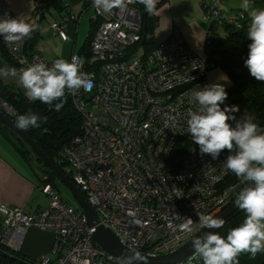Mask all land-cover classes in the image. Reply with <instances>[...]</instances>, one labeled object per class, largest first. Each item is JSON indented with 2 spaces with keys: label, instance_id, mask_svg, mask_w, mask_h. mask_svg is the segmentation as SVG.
<instances>
[{
  "label": "built area",
  "instance_id": "2783aa9c",
  "mask_svg": "<svg viewBox=\"0 0 264 264\" xmlns=\"http://www.w3.org/2000/svg\"><path fill=\"white\" fill-rule=\"evenodd\" d=\"M40 1L34 0L31 12L37 11ZM221 2L201 1L205 36L220 26L247 29V13L241 16L242 10L222 7ZM92 9L97 28L89 55L80 64L92 84L87 91L66 90L81 125L60 155L101 223L124 247L150 256L171 253L201 229L197 213L215 218L243 186L238 178L222 185L230 173L223 167L222 154L216 160L201 155L187 133L188 113L197 107L190 93L213 84L209 71L213 63L205 60L206 51L200 57L187 48L178 30L148 53L129 52L140 41L141 17L135 0H128L123 10L106 13L93 4ZM4 16L14 18L0 0V18ZM77 19L68 12L62 22L51 24L53 34L69 40L67 23ZM1 44L17 72L38 62L51 67L60 59H46L28 48L25 40L10 47L1 37ZM0 109L8 118L17 114L1 99ZM179 140L187 147L179 167L169 171L171 152ZM41 190L49 202L35 213L0 204L5 231L22 233L35 227L52 233L50 254L41 255L37 264H128L95 243L78 204L65 201L50 184ZM177 214L193 220L191 232L181 229L183 221L174 217Z\"/></svg>",
  "mask_w": 264,
  "mask_h": 264
},
{
  "label": "clouds",
  "instance_id": "9594fccd",
  "mask_svg": "<svg viewBox=\"0 0 264 264\" xmlns=\"http://www.w3.org/2000/svg\"><path fill=\"white\" fill-rule=\"evenodd\" d=\"M137 2L144 5L149 15L155 13L157 0ZM127 3L128 0H93V6L106 13L113 8L123 10ZM253 3L254 0H242L240 4L241 16L247 13L249 18L246 37L250 43L244 65L256 81L264 83V9L252 7ZM37 28L38 25L21 18H0V37L10 47L30 39ZM80 67L78 62L56 59L51 67L38 62L19 72L5 65L0 68V76H18V83L30 101L38 100L58 112L63 107L66 90L70 93L80 89L87 91L92 84ZM227 95L221 83L205 85L190 93V99L197 105L187 119V133L192 142L199 147L201 155H210L213 160L223 151L230 153L223 167L246 185L235 199L236 207L245 213L243 222L229 229L226 238L208 231L192 239L191 246L203 264H239L240 254L248 253L254 258L264 251V128L252 116L242 114L237 118L233 115L239 111V106L226 105ZM40 120L37 114L28 112L17 116L16 127L27 131L39 127ZM174 217L183 221L180 225L183 231L193 230L191 218L178 214ZM197 217L201 229H220L225 223L224 219L208 214L197 213Z\"/></svg>",
  "mask_w": 264,
  "mask_h": 264
},
{
  "label": "trees",
  "instance_id": "16d2710c",
  "mask_svg": "<svg viewBox=\"0 0 264 264\" xmlns=\"http://www.w3.org/2000/svg\"><path fill=\"white\" fill-rule=\"evenodd\" d=\"M63 4L64 0H41L37 9L39 19L36 22V25H38L39 21L43 19L45 14L51 9L59 10L63 8ZM135 6L141 17L139 31L140 41L135 45H141L145 50L144 53H148L156 45L154 30L158 23L157 4L155 13L151 15L145 11L144 5L138 3L137 0H135ZM96 28L97 22L92 21L88 35L80 49L81 54H83L84 57H88L89 55L90 43ZM224 29H226L227 32L223 35L213 36L210 34L209 36H205L203 45L204 51L207 52L205 60L207 62L212 61L213 65L210 69L219 67L229 78L230 84L225 88L228 94L226 101L229 106H239V111L233 115L237 118L242 114L252 116L255 118V122L258 123L261 128H264V83L256 81L255 78L249 74L247 67L244 65V60L247 58L248 53V44L250 43V40L246 37V29L237 30L230 26H225ZM38 38L39 32L37 28V30L32 33L30 39H25L26 46L28 48H34ZM143 39L144 41L142 42ZM0 57L10 60V57L1 44V37ZM0 99L12 106L17 112L15 116L9 117L15 124L18 115L26 114L28 112L35 113L41 118L39 127L29 128L27 131L23 130L24 133L52 162L57 165V167L86 199L85 194L73 182L71 178V169L70 167L68 168V164L60 155V152L68 142L80 132L81 116L74 108L69 93L65 91L63 107L58 112L52 110L48 105L43 104L38 100L30 101L28 97L15 89L12 85L1 81ZM55 103H59V101H56ZM0 134L10 145H12L16 152L20 154L25 161L30 163L29 161L32 158V151L28 145L26 148L21 144L26 143L16 133H13L7 126L0 125ZM11 135H14L15 137ZM16 140L21 143L18 144ZM186 147L187 143L183 140H179L176 143V146L171 152L169 164L167 165L169 171L175 170L179 167L181 157L183 156ZM221 154L225 159L230 153L223 151ZM33 157H35L40 163L42 162V160L36 155ZM48 172L55 177L51 170H48ZM236 179L237 177L235 174L230 172L222 185L231 183ZM43 180L44 185L50 184L58 189L55 185L51 184L54 180H51V177L48 175H45ZM244 186L245 184H243L242 188ZM244 218L245 213L242 210L239 212L235 211L224 220V226L216 232L226 238L229 229L239 226ZM238 260L239 264H264V252L257 253L254 258L248 253H242L238 256ZM37 261L38 258H30L0 241V264H37ZM179 264H203V260L198 254H195Z\"/></svg>",
  "mask_w": 264,
  "mask_h": 264
},
{
  "label": "crops",
  "instance_id": "0c3cea01",
  "mask_svg": "<svg viewBox=\"0 0 264 264\" xmlns=\"http://www.w3.org/2000/svg\"><path fill=\"white\" fill-rule=\"evenodd\" d=\"M2 1L10 8L14 18H21L34 24L38 21V10L35 13L31 12L34 0ZM201 1L157 0L158 23L154 30L155 42L164 41L174 30H178L187 48L199 55L206 33V24L201 18ZM241 2L242 0H222L221 6L241 10ZM92 4L93 0H64L63 8L51 9L38 23L39 38L34 48L48 60L60 58L76 61L79 58V64H82L84 55L81 54L80 49L88 35L90 24L94 21ZM252 7L264 9V0H254ZM68 12L76 14L78 19L67 23L66 31L69 40L61 41L53 34L51 24L62 22ZM218 28L214 31L216 32ZM199 56L204 57V53ZM5 65L14 68L11 60L0 57V68ZM224 76L221 71L214 70L210 78L212 83H221L224 86L225 79L229 80ZM0 81L12 85L25 95V90L18 83V76L9 75L7 78L0 76ZM0 140V204L6 203L12 207H21L27 213H35L45 208L49 197L42 192L41 187L44 185L43 178L46 174L37 172L34 159L31 158L30 163L25 161L1 134ZM24 165L30 167L35 176L37 175L40 180L38 183L26 175ZM51 184L57 187L55 181ZM41 193L46 195L48 200ZM0 241L36 259L50 253L53 235L48 230L35 227H29L22 233L14 229L5 231L0 223Z\"/></svg>",
  "mask_w": 264,
  "mask_h": 264
},
{
  "label": "water",
  "instance_id": "95a60500",
  "mask_svg": "<svg viewBox=\"0 0 264 264\" xmlns=\"http://www.w3.org/2000/svg\"><path fill=\"white\" fill-rule=\"evenodd\" d=\"M144 39L142 40V42ZM0 125L7 126L13 133H16L30 148V150L42 160V164L44 167H47L51 170L56 177H58L59 181L67 187L70 191L74 199L76 200L78 206L83 211L87 224L90 228L93 229L92 238L95 243L104 249L109 254L114 257L123 260L125 262L131 261V264H179L181 262L186 261L191 258L196 253L191 246V241L193 238L201 236L204 232L214 231L216 232L218 229H200L196 232L192 237H190L186 242H184L181 246H179L176 250L171 253L150 256L143 255L139 252H134L126 247H124L115 234L106 226H104L97 213L94 209L88 204L86 199L82 196V194L77 190V188L72 184V182L65 176V174L57 167V165L52 162L36 145L35 143L24 133L23 130L16 127V124L8 118L1 110H0ZM246 186V185H245ZM244 186V187H245ZM237 196V195H236ZM234 199L215 217L226 219L233 212L241 211L235 205Z\"/></svg>",
  "mask_w": 264,
  "mask_h": 264
},
{
  "label": "rangeland",
  "instance_id": "374dc122",
  "mask_svg": "<svg viewBox=\"0 0 264 264\" xmlns=\"http://www.w3.org/2000/svg\"><path fill=\"white\" fill-rule=\"evenodd\" d=\"M225 32H227L226 29H224V27L220 26L218 28V30L216 32H213L212 35L215 36H219V35H223ZM206 34V33H205ZM204 43V42H203ZM145 50L143 49V47L141 45H135L134 47H131L129 52H134L136 54H140L142 52H144ZM204 53V46H202V50L201 52L199 53V55H203ZM79 58H77V60L75 62H78L79 63ZM214 70H217V71H221L222 73H224V75L227 77V75L225 74V72H223L219 67H216V68H211L209 71H210V76H212V73ZM224 76V78H225ZM212 81V80H211ZM230 84V81L225 79V83H224V87H227L228 85ZM15 135V134H14ZM14 135H11L13 137H15ZM1 141V140H0ZM16 142L19 144L21 143L20 141L16 140ZM22 145H24L26 148H27V144H24V143H21ZM33 154V152H31V157L34 159L35 161V170L39 173H43V174H46L48 175L49 177H51V180L53 179L55 181V183L57 184V187H58V190L60 192V196L65 200L67 201L68 203L72 204V205H77V202L76 200L74 199V197L72 196V194L70 193V191L67 189L66 186H64L58 179V177H53L51 175V173L48 172V168L47 167H44L42 162L40 163L35 157ZM25 166V165H24ZM26 167V170H25V173L26 175L32 177L37 183L40 181L39 178L37 177V175L35 176V173L31 170L30 167H28L27 165L25 166ZM69 168V166H68ZM50 182V181H49ZM42 194V193H41ZM46 199V195L42 194ZM48 200V199H47Z\"/></svg>",
  "mask_w": 264,
  "mask_h": 264
}]
</instances>
